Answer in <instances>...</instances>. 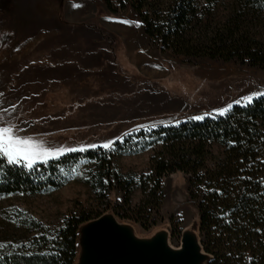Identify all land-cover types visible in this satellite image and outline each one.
Masks as SVG:
<instances>
[{
  "label": "rangeland",
  "instance_id": "rangeland-1",
  "mask_svg": "<svg viewBox=\"0 0 264 264\" xmlns=\"http://www.w3.org/2000/svg\"><path fill=\"white\" fill-rule=\"evenodd\" d=\"M253 92L264 93L263 69L162 51L130 8L112 13L103 0H0V121L41 147L80 151L96 144L97 149L142 127L217 115L215 109L236 100L245 104L242 97ZM149 154L121 157L118 167L142 173L149 168ZM163 186L155 225L144 229L105 209L80 226L77 239L87 225L95 230L104 223L123 237L129 232L151 240L157 234L158 249L167 240L175 248L184 246L189 262L207 264L208 256L196 250L199 216L185 175L171 174ZM139 199L135 189L131 201ZM97 207L91 190L77 181L50 192L0 197V242L24 237V227L11 217L15 209L55 229L70 214Z\"/></svg>",
  "mask_w": 264,
  "mask_h": 264
},
{
  "label": "trees",
  "instance_id": "trees-1",
  "mask_svg": "<svg viewBox=\"0 0 264 264\" xmlns=\"http://www.w3.org/2000/svg\"><path fill=\"white\" fill-rule=\"evenodd\" d=\"M103 2L112 13L132 9L162 51L264 70V0ZM178 121L142 127L108 149L68 152L30 170L5 163L0 197L50 192L77 181L91 190L98 207L70 214L55 229L15 209L11 217L24 227V237L0 242V264H73L80 226L105 209L144 229L155 225L163 179L174 173L185 175L197 206L207 264H264V96L234 104L223 116ZM143 152H150L148 170L119 169L118 159ZM135 189L140 199L134 204ZM114 192L120 197L111 198Z\"/></svg>",
  "mask_w": 264,
  "mask_h": 264
},
{
  "label": "water",
  "instance_id": "water-1",
  "mask_svg": "<svg viewBox=\"0 0 264 264\" xmlns=\"http://www.w3.org/2000/svg\"><path fill=\"white\" fill-rule=\"evenodd\" d=\"M86 228V232L92 242L93 251L90 255L89 264H191L186 259L183 251L176 254L164 253V247L158 249L154 242L146 245L138 244L130 239L131 233L127 232L125 237L119 230L111 225H99L95 232ZM92 233V234H91Z\"/></svg>",
  "mask_w": 264,
  "mask_h": 264
},
{
  "label": "snow or ice",
  "instance_id": "snow-or-ice-1",
  "mask_svg": "<svg viewBox=\"0 0 264 264\" xmlns=\"http://www.w3.org/2000/svg\"><path fill=\"white\" fill-rule=\"evenodd\" d=\"M76 7L77 5H73ZM121 23L131 24L136 23L139 26L138 22L133 21H120ZM264 96V93L253 92L251 95L243 96L242 99L252 102L253 97ZM234 103L239 104L240 100H236ZM232 108V104H228L227 107L218 108L214 111L219 115L223 116L228 113ZM207 115V114H206ZM205 118L204 115H194L189 117V119L194 121H200ZM179 123V121H177ZM112 141L109 140L100 147L108 149L112 145ZM96 144H89L87 148H96ZM74 148L67 149H49L41 147L39 142L33 140L31 137L22 136L18 134L17 129L11 123L4 124L3 121H0V170L3 169L4 164L7 165H22L25 169H32L37 161L44 162L49 156L63 154L66 152L76 151ZM80 151H84L85 148L81 147ZM3 247V245H0Z\"/></svg>",
  "mask_w": 264,
  "mask_h": 264
},
{
  "label": "bare ground",
  "instance_id": "bare-ground-1",
  "mask_svg": "<svg viewBox=\"0 0 264 264\" xmlns=\"http://www.w3.org/2000/svg\"><path fill=\"white\" fill-rule=\"evenodd\" d=\"M31 46V43H28L25 48ZM91 225H87V229L90 228ZM132 234V233H131ZM133 236V235H132ZM156 237H158L157 234L154 235V237L151 240H154ZM130 239L134 240L133 242L146 245L147 243L151 242L150 239L146 240H139L137 237L133 236ZM196 246L198 247L196 250L202 254H204L202 246L200 245L199 241H196ZM164 253L166 254H176L181 253L183 251V246L180 247H173L169 244L167 240H164ZM93 246L91 239L89 235L84 231L79 233L78 239H77V254L74 259L73 264H89L90 255L93 251ZM191 264H202L201 261L192 260Z\"/></svg>",
  "mask_w": 264,
  "mask_h": 264
},
{
  "label": "crops",
  "instance_id": "crops-1",
  "mask_svg": "<svg viewBox=\"0 0 264 264\" xmlns=\"http://www.w3.org/2000/svg\"><path fill=\"white\" fill-rule=\"evenodd\" d=\"M140 240V239H139Z\"/></svg>",
  "mask_w": 264,
  "mask_h": 264
}]
</instances>
